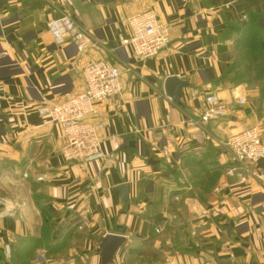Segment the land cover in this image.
<instances>
[{
	"label": "crops",
	"instance_id": "1",
	"mask_svg": "<svg viewBox=\"0 0 264 264\" xmlns=\"http://www.w3.org/2000/svg\"><path fill=\"white\" fill-rule=\"evenodd\" d=\"M144 11L171 26V43L141 61L122 42L128 17ZM65 14L97 42L88 56L49 33L48 22ZM253 19L264 28V0H0V193L20 203L14 218H0V250L32 237L34 223H49L72 232L51 261L32 264H101L107 234L126 239L112 264H264V187L229 176L223 147L248 128L264 130V96L257 87L218 83L252 33L234 26ZM93 58L124 70L122 97L99 103L94 117L106 125L112 164L66 161L60 127L38 113L80 93ZM172 76L189 82L184 108L165 94ZM211 93L230 116L194 124ZM66 241L72 246L62 249Z\"/></svg>",
	"mask_w": 264,
	"mask_h": 264
},
{
	"label": "built area",
	"instance_id": "2",
	"mask_svg": "<svg viewBox=\"0 0 264 264\" xmlns=\"http://www.w3.org/2000/svg\"><path fill=\"white\" fill-rule=\"evenodd\" d=\"M130 30L122 45L130 50L134 58L148 60L157 57L171 43V26L159 21L153 11L131 15L127 19ZM48 31L56 44L62 45L68 39L80 55H89L97 47L90 40L86 30L68 14L48 22ZM124 70L108 59H90L82 70L83 90L68 97L63 102H46L38 108L41 117L51 120L60 127L63 134L62 156L69 162L90 163L103 161L112 164L113 160L103 147L106 125L95 121L97 106L106 100L121 98L125 91ZM237 104L244 105L243 97L236 98ZM206 107L194 124H205L230 116L231 107L211 93L205 96ZM115 149H119V139L110 137ZM223 147L230 155L232 167L229 176L243 185L256 182L264 187V169L258 162L264 159V130L261 125L248 128L230 137ZM27 177V175H25ZM46 176L38 177L43 181ZM20 203L16 199L0 197V218L17 215ZM220 212V211H219ZM4 254L11 257L9 245ZM38 261L46 260V252L38 255Z\"/></svg>",
	"mask_w": 264,
	"mask_h": 264
},
{
	"label": "trees",
	"instance_id": "3",
	"mask_svg": "<svg viewBox=\"0 0 264 264\" xmlns=\"http://www.w3.org/2000/svg\"><path fill=\"white\" fill-rule=\"evenodd\" d=\"M254 18L257 17L255 16ZM234 27L237 30H252V33L251 36L249 33V36L244 38V42L241 44L239 52L236 55L235 62L223 73L218 83L229 82L233 87L246 84L250 87L249 84H252L250 76L255 73V78L260 82V84H258V86L255 85V87L259 89L261 96H264V37L261 35V31L264 30V28L260 26L258 19H253L246 27L241 25ZM77 221L78 220H75L76 227L79 226ZM45 229L46 232L41 234V236H43L44 239L46 238L49 242L47 245L48 248H46V255L52 254L60 244V239L72 232L71 229L68 230L63 227H58L54 230L50 226ZM35 238H39V236L28 237L23 241H17L15 244H12L11 251L13 250L14 253V258L12 259L14 264H32L33 260L29 262L28 258L31 256V243ZM5 259L4 249L3 251L0 250V264L2 261H5V264H11V262H9L10 260L7 261V259Z\"/></svg>",
	"mask_w": 264,
	"mask_h": 264
},
{
	"label": "water",
	"instance_id": "4",
	"mask_svg": "<svg viewBox=\"0 0 264 264\" xmlns=\"http://www.w3.org/2000/svg\"><path fill=\"white\" fill-rule=\"evenodd\" d=\"M6 1V0H2ZM189 87V82L185 79H180L177 77H168L165 80L164 91L167 97H169L178 107L184 108L182 102L183 89ZM128 136L124 138V146L127 142ZM260 168L264 169V159L258 162ZM121 195V205L125 207L128 199V186L122 184L117 188ZM126 239L123 236L107 234L100 239V249H101V264H112L116 253L125 244ZM218 264H231L230 262H218Z\"/></svg>",
	"mask_w": 264,
	"mask_h": 264
},
{
	"label": "rangeland",
	"instance_id": "5",
	"mask_svg": "<svg viewBox=\"0 0 264 264\" xmlns=\"http://www.w3.org/2000/svg\"><path fill=\"white\" fill-rule=\"evenodd\" d=\"M241 62V61H240ZM242 63V62H241ZM240 63V64H241ZM244 64V63H243ZM247 65H249V64H247ZM254 74L255 73H253V75L252 76H250V81L252 82V84H249L250 85V87L248 86V85H246V84H242L243 86H245L246 87V89L247 90H249L250 91V89L251 88H253V87H255V85L256 86H258V84H260V82L255 78V76H254ZM1 194H4V195H1ZM6 194H10V191H8V190H6V191H2L1 193H0V196H3V197H8V198H10V199H16L15 197H9V196H5ZM19 201V200H18ZM34 227V228H33ZM46 227H50V224L49 223H45L42 227L41 226H36V224L34 223V226H32V227H30L31 228V232L33 231L34 232V235L32 236V237H36V236H39L40 234H43L44 232H46ZM29 236H31V234H28ZM41 238V239H40ZM48 241H47V239L45 238H43L42 236L41 237H39V238H35L33 241H32V243H31V246H32V249H30L31 250V256H30V258H28L29 259V262L31 261V260H34V261H37V260H39L38 258V256H37V251L39 250V249H46V248H48ZM66 244H64V246H63V248L62 249H64V248H66V249H68V248H70V246H72V245H70V243H69V241L67 242H65ZM68 243V244H67ZM77 247V246H76ZM77 250V252L78 251H80L78 248L76 249ZM54 253H56V251L54 252ZM54 253H52V254H54ZM52 254H50V255H46V260H52L51 259V255ZM74 255L75 254H73V258H74ZM14 258V253H13V250H12V254H11V257L10 258H7L6 257V259H7V261H9V262H11V264H14V262H13V259ZM77 258V257H76ZM5 259V260H6ZM75 263L76 264H78L79 263V261L77 260H75ZM1 264H5V261H2V263ZM30 264V263H29Z\"/></svg>",
	"mask_w": 264,
	"mask_h": 264
}]
</instances>
